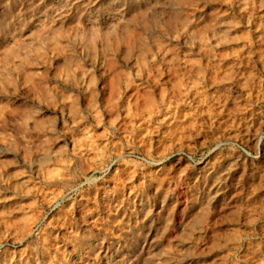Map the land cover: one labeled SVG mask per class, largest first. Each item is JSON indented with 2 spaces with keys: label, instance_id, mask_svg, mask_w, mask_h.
Here are the masks:
<instances>
[{
  "label": "rangeland",
  "instance_id": "obj_1",
  "mask_svg": "<svg viewBox=\"0 0 264 264\" xmlns=\"http://www.w3.org/2000/svg\"><path fill=\"white\" fill-rule=\"evenodd\" d=\"M0 264H264V0H0Z\"/></svg>",
  "mask_w": 264,
  "mask_h": 264
}]
</instances>
